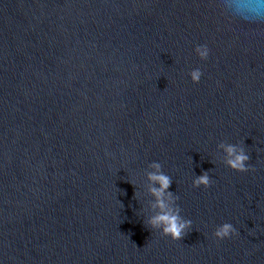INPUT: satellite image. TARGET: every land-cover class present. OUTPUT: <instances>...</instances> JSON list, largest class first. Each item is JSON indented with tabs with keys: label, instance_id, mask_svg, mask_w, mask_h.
Here are the masks:
<instances>
[{
	"label": "water",
	"instance_id": "water-1",
	"mask_svg": "<svg viewBox=\"0 0 264 264\" xmlns=\"http://www.w3.org/2000/svg\"><path fill=\"white\" fill-rule=\"evenodd\" d=\"M220 2L0 0V264H264V24ZM153 162L179 241L146 225Z\"/></svg>",
	"mask_w": 264,
	"mask_h": 264
},
{
	"label": "clouds",
	"instance_id": "clouds-1",
	"mask_svg": "<svg viewBox=\"0 0 264 264\" xmlns=\"http://www.w3.org/2000/svg\"><path fill=\"white\" fill-rule=\"evenodd\" d=\"M219 7L232 19L248 24H264V0H221ZM194 52L201 61H206L209 57L207 46H197ZM202 75L199 68H194L189 73L194 84L200 82ZM219 148L224 154L223 163L227 168L238 173L249 171V156L242 146L220 143ZM149 167L151 171L147 173L148 193L154 198L150 205L154 214L147 218L146 225L173 241H179L192 229V221L182 217L177 204L178 197L169 191L171 178L163 172L162 165L153 162ZM210 185L211 179L207 172L192 181L194 188H208ZM238 235L237 229L231 223H224L214 231L217 240L231 239Z\"/></svg>",
	"mask_w": 264,
	"mask_h": 264
}]
</instances>
